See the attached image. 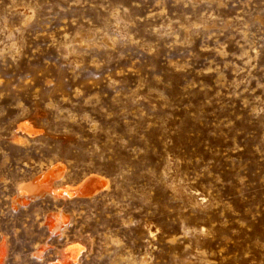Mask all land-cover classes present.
Wrapping results in <instances>:
<instances>
[{"label":"rangeland","instance_id":"1","mask_svg":"<svg viewBox=\"0 0 264 264\" xmlns=\"http://www.w3.org/2000/svg\"><path fill=\"white\" fill-rule=\"evenodd\" d=\"M0 264H264V0H0Z\"/></svg>","mask_w":264,"mask_h":264}]
</instances>
